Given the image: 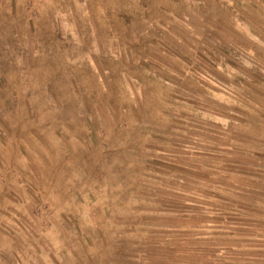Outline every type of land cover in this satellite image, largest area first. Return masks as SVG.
Listing matches in <instances>:
<instances>
[{
  "label": "rangeland",
  "instance_id": "374dc122",
  "mask_svg": "<svg viewBox=\"0 0 264 264\" xmlns=\"http://www.w3.org/2000/svg\"><path fill=\"white\" fill-rule=\"evenodd\" d=\"M237 1L0 0V264H264V0Z\"/></svg>",
  "mask_w": 264,
  "mask_h": 264
},
{
  "label": "trees",
  "instance_id": "16d2710c",
  "mask_svg": "<svg viewBox=\"0 0 264 264\" xmlns=\"http://www.w3.org/2000/svg\"><path fill=\"white\" fill-rule=\"evenodd\" d=\"M230 2H231V0H230ZM244 3H246V2H244ZM244 3H243V4H244ZM232 4H233V7H234L235 9L238 8L239 5H241V4L239 3V1H237V0H233V3H232Z\"/></svg>",
  "mask_w": 264,
  "mask_h": 264
},
{
  "label": "crops",
  "instance_id": "0c3cea01",
  "mask_svg": "<svg viewBox=\"0 0 264 264\" xmlns=\"http://www.w3.org/2000/svg\"><path fill=\"white\" fill-rule=\"evenodd\" d=\"M146 73H147L148 75H150V74L147 72V69H146L145 74H146ZM168 84H169V86H170V83H169V82H168ZM128 94H129V92H128ZM151 138H152L153 140L155 139V143L157 144V141L159 140V138H156V137H154V136L151 137ZM152 143H153V142H152ZM152 143H151V144H152ZM152 147H154V146H152ZM155 147H157V146H155Z\"/></svg>",
  "mask_w": 264,
  "mask_h": 264
}]
</instances>
